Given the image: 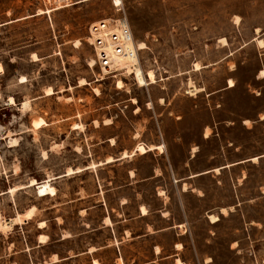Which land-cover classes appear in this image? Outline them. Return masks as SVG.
Wrapping results in <instances>:
<instances>
[{"label":"rangeland","instance_id":"rangeland-1","mask_svg":"<svg viewBox=\"0 0 264 264\" xmlns=\"http://www.w3.org/2000/svg\"><path fill=\"white\" fill-rule=\"evenodd\" d=\"M113 1L0 0V264H264V0ZM120 14L155 81L96 62Z\"/></svg>","mask_w":264,"mask_h":264},{"label":"built area","instance_id":"built-area-1","mask_svg":"<svg viewBox=\"0 0 264 264\" xmlns=\"http://www.w3.org/2000/svg\"><path fill=\"white\" fill-rule=\"evenodd\" d=\"M114 5L118 7V11H121L120 2H114ZM88 42L93 47L96 62L99 64L101 70L107 69L108 73H115L120 70H125L128 74L126 66L120 69H115L113 65V56L119 55L124 59L135 58L134 65L139 64V48L132 49V44L136 41L131 28L129 26L127 17L125 14H120L116 18L100 19L94 21L88 25ZM111 48V50L109 49ZM129 62V61H127ZM133 63V62H132ZM132 68L134 65L128 64Z\"/></svg>","mask_w":264,"mask_h":264},{"label":"bare ground","instance_id":"bare-ground-1","mask_svg":"<svg viewBox=\"0 0 264 264\" xmlns=\"http://www.w3.org/2000/svg\"><path fill=\"white\" fill-rule=\"evenodd\" d=\"M114 2H120V0H114ZM260 43H264L263 41L259 40ZM139 49L143 48L145 45L143 42H140V43H136V41L132 44V49H136L137 46ZM264 45V44H263ZM111 50V48H109ZM136 59L135 58H129V59H124L122 56H119V55H114L113 56V65L111 67L114 66V68L117 70L118 68L120 69L121 67L123 66H126L128 71L131 72V74L134 75V77L139 81V82H145V78L147 77L148 80H150L151 82L155 81V75H154V72L153 70H149L147 71L146 73H144L142 71V69L139 67V65L137 64L136 62V65H134V61ZM129 61V62H127ZM133 62V63H132ZM95 63L94 59H91L90 60V64L93 65ZM129 63H131L132 65H134V67L132 68L131 70V67L128 65ZM107 69H103V71H106ZM107 73V72H106ZM259 77H264V70L261 69L259 71ZM84 82V80H83ZM232 84V83H231ZM117 86L118 87H122L123 86V82L118 79L117 80ZM94 91L96 93H99V89L97 87L94 88ZM11 100H13V97H10ZM28 105V102H24L23 103V106H26ZM32 123L35 127H39L42 123H45L44 120L42 118H38V119H33L32 120ZM139 150L144 152L146 151L145 147H143L142 145H139ZM125 153V152H124ZM108 160H112L111 157H109ZM32 181H34L32 179ZM37 189H38V192H40V195H46V194H54L55 193V189L53 186H51L48 182H42V183H39L37 184ZM142 208V211L143 213L146 212V209L145 207H141ZM224 210V209H223ZM33 214V211L32 210H27L26 212H24L23 214H17L16 216L14 217H10V218H5V219H1L0 220V227L1 228H7V227H11L13 223H16V222H20L22 221L23 217L25 218H29L30 216H32ZM210 220L211 221H216L218 220V216L216 215H213L211 214L209 216ZM44 223L43 221L40 222V224ZM177 246L178 248H181L182 247V244L181 243H177ZM159 247H156V252H159ZM93 263L94 264H99V261L97 259H93ZM176 263L177 264H185L183 261H181L180 259H176Z\"/></svg>","mask_w":264,"mask_h":264},{"label":"trees","instance_id":"trees-1","mask_svg":"<svg viewBox=\"0 0 264 264\" xmlns=\"http://www.w3.org/2000/svg\"><path fill=\"white\" fill-rule=\"evenodd\" d=\"M79 3H80V2H79ZM76 4H77V3H75V4H73V5H76ZM5 22H7V21H5ZM3 23H4V22H3ZM6 24H8V23H6ZM6 24H2V25H6ZM65 257L68 258L69 256L66 255ZM61 258H64V257H61V256H60L59 260H60ZM57 262H59V261H57ZM57 262H56V263H57ZM41 264H52V263H44V262H43V263H41Z\"/></svg>","mask_w":264,"mask_h":264}]
</instances>
